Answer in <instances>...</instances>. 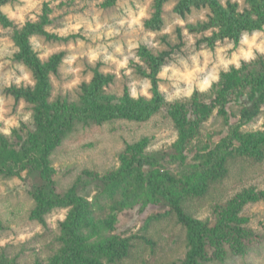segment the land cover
Masks as SVG:
<instances>
[{"label": "trees", "instance_id": "trees-1", "mask_svg": "<svg viewBox=\"0 0 264 264\" xmlns=\"http://www.w3.org/2000/svg\"><path fill=\"white\" fill-rule=\"evenodd\" d=\"M13 1L0 0V24L11 30L17 47L15 59L31 71L35 84L11 86L6 93L30 106L34 125L22 123L13 129L12 136L0 133V178L21 177L27 173L29 194L35 201L30 217L45 226L48 215L54 210H68L65 220L60 222L59 235L50 245L52 254L34 264L121 262L129 256L136 235L124 237L106 232L111 230L120 211L137 203L166 205V213L176 215L178 223L186 230L187 252L180 264L223 263L263 241L260 234L246 225L247 219L242 213L249 203L264 201V189L247 187L226 202L215 203L213 220L199 219L185 207L189 201L204 197L214 183L228 176L231 159L264 160V130L243 129V125L254 120L264 107L262 56L222 72L208 94L196 91L188 99L169 102L160 90L159 75L170 53L156 54L148 46L141 45L137 50L141 62L136 70L150 80V98L135 97L128 90L122 96L109 92L113 77L101 72L81 85L78 99L54 98L51 75L57 73L64 53L43 61L32 39L39 36L68 41L74 36L61 38L48 31V7L37 21L18 26L3 11V6ZM116 1L106 0V5ZM170 1L153 0V13L145 21L147 29L159 31L163 28L164 6ZM174 1V11L181 17L194 10L210 9L206 21L188 27L191 33L212 31L211 36L205 35L199 40L200 44L212 47L217 41L226 40L239 43L245 32L253 33L264 26V0H245L242 9L231 0ZM244 96L249 107L241 108L238 122L228 124V130L215 145L202 144L205 123L214 111L226 113L233 103L243 101ZM163 109L175 123L174 153L150 150L152 140L145 137L127 144L117 168L104 174L86 170L67 191L57 189L51 157L79 127L122 119L144 122ZM192 145L202 147L197 156L189 160L187 151ZM151 221H147L143 230ZM0 264L22 263L4 250Z\"/></svg>", "mask_w": 264, "mask_h": 264}, {"label": "rangeland", "instance_id": "rangeland-1", "mask_svg": "<svg viewBox=\"0 0 264 264\" xmlns=\"http://www.w3.org/2000/svg\"><path fill=\"white\" fill-rule=\"evenodd\" d=\"M231 1L237 2L240 9L245 5V0ZM26 2L27 0H15L6 5H11L13 10H16L17 4L23 7L26 6ZM175 5L174 0L165 4L164 26L159 31L145 27V21L153 13V0H117L113 5H106V0H41L39 11L33 9L26 15L24 22L18 18L11 19L18 26H22L27 21H33L30 18L33 15L37 17L35 20L37 21L45 7H48L46 9L50 17L48 31L61 38L74 36L68 41L47 40L39 36L32 39L33 47L43 61H48L54 54L64 53L57 73L51 75L54 98L61 96L78 99L81 85L90 82L97 72L113 77L109 92L117 96H122L127 90L132 94L135 89L137 93L135 97L150 98L151 86L148 88L149 95H145L144 90L145 84L151 85V82L139 75L136 70V65L141 62L137 53L141 45L148 46L156 54L163 51L170 53L161 72L173 66L183 72L186 70L185 62L188 68H194L196 64L192 57L205 50L211 51L212 63L205 72L197 74L190 95L187 92V81L183 77L174 75L171 70L164 77L159 75L161 92L167 101L173 102L188 99L196 91L208 94L213 85L219 81L222 72L229 71L233 66L236 67L235 64H231L225 69L220 64L218 48H227L228 44H233L234 47L227 51V58L230 59L232 53H238L240 47H247L242 44L243 37L239 43L226 40L212 47L204 43L200 44L199 40L208 32L191 33L188 27L206 21L209 11L194 10L186 17H181L174 11ZM145 6L148 14L141 22L143 26L132 25V16L138 15ZM4 13L9 17L6 11ZM201 13L204 14L205 19L200 18ZM178 18L184 21L183 25L176 23ZM77 24L80 28L74 29L73 26ZM170 25H175L173 31L166 32L165 29ZM150 33L157 35L153 37ZM248 34L252 35V33ZM132 43H136L138 47L132 48ZM118 48L120 51H117ZM16 52L17 47L11 30L0 24V101L8 102L7 106L11 108L8 116L16 117L18 121V126H14L10 134L0 131L8 136H12L13 129L20 127L22 123L30 127L34 125L30 106L24 100L16 101L12 95L6 93V89L11 86L27 87L35 84L27 81L17 83L18 78L23 75L21 66L24 70L29 71V69L15 59ZM93 52L98 53L95 62L91 60ZM109 56L114 59H109ZM259 56L264 58V54L257 52L256 57ZM73 57L77 59L73 61ZM125 57H128V64L126 67H121L120 62ZM243 62L248 60L241 59L240 66ZM203 64L204 57L201 55L200 65ZM81 65L83 66L81 71L75 72L74 69ZM214 65H219V79L213 81L208 89L201 91L200 84L207 78ZM78 76L80 83L74 84ZM69 85L73 86L69 87ZM241 99L243 101L233 103L226 113L214 111L205 123L202 144L210 142L215 145L228 130V124L238 122L241 108L249 107L247 97ZM29 113L31 115L25 119ZM261 121H264V107L254 120L243 125V129L264 130V123ZM5 127H7L5 121L0 120V129ZM145 137L152 140L150 150H166L170 154L174 153L173 145L177 140V131L166 109L144 122L122 119L105 122L102 125L79 127L77 132L67 138L51 157L57 189L60 192L67 191L86 170L104 174L117 168L120 155L127 144ZM201 147L202 145H192L187 151L188 159H194ZM229 169L228 176L214 183L204 197L185 204L189 213L202 220H213L212 208L215 203L226 202L247 187L264 189V160L251 162L240 158L231 159ZM29 187L30 179L26 172L21 177L0 178V255L5 250L10 257H17L22 264H34L38 259L46 260L52 254L50 245L59 235L60 222L65 220L68 211L54 210L47 217V226L31 219L35 201L29 194ZM167 211L166 205L151 203L146 206L137 203L117 214L111 230H106V233L120 234L124 237L136 235L132 240L133 248L129 256L117 264H180L185 259L186 230L178 223L176 215L166 213ZM242 215L247 219L246 225L260 234L263 241L251 245L242 254L229 257L223 263L211 264H264V201L249 203ZM149 219H152L150 225L143 230ZM98 236L99 234L96 238Z\"/></svg>", "mask_w": 264, "mask_h": 264}, {"label": "clouds", "instance_id": "clouds-1", "mask_svg": "<svg viewBox=\"0 0 264 264\" xmlns=\"http://www.w3.org/2000/svg\"><path fill=\"white\" fill-rule=\"evenodd\" d=\"M41 3V0H27L26 6H20L17 4L15 6L16 10H13L11 5H5L3 6V10L6 11L9 14V18H18L21 22L25 21V17L28 13L32 12L33 9H37L39 11V5ZM226 6V5H225ZM205 11H210V9H205ZM147 6L141 9L138 15L134 14L131 18V24L132 25H137L140 24L141 27L142 25V20L147 16ZM33 21L37 19L35 15L30 17ZM201 19H205L206 17L204 16L203 13H201ZM176 23L183 25L184 21L182 19H177ZM175 25H170L169 28L165 29L166 32H172L173 28ZM74 29H79L80 25H74ZM187 34V30H185ZM111 35V33H109ZM153 37L157 35V33H150ZM207 35L211 36L212 31L210 30ZM191 39V37H190ZM219 43V41H217ZM243 45H246L247 47H240L238 53L233 52L231 55V58H227V51L228 49H231L234 47L233 44H228L227 48H218L217 49V54L219 56V62L221 65L224 66L225 69L228 68L229 65L235 64L237 68L240 67V61L241 59L244 60H254L256 59V53H262L264 54V26H262L261 29L255 30L252 35H249L247 32H245L243 36ZM132 48L138 47L136 43L131 44ZM117 51H120L118 48ZM204 57V64L203 66L200 65V56ZM77 58L73 57V61H75ZM98 59V53L93 52L91 55V60L95 62ZM109 59H114V57L109 56ZM193 61H195L196 66L194 68H188L187 63L185 62V71L181 72L179 68H176L173 66L171 69L165 68L163 72L160 73L161 77H164L167 75V73L171 70L174 75H179L183 77L188 84L187 92L190 95L193 91V84L196 81V77L198 73L205 72L206 69L208 68L209 64L212 63V53L211 51L205 50L202 53H199L195 56L192 57ZM128 64V57H125V59L120 62L121 67H126ZM23 75L20 76L17 80V83L20 81H27L30 84H34L35 81L32 78V73L31 71L24 70L23 66ZM83 66L81 65L80 67H77L74 69L75 72L79 73L81 71V68ZM219 65H214L212 67L211 72L208 74L207 78L203 81L202 84H200L201 91L208 89L213 81H216L219 79ZM90 79V76H89ZM80 83V78L78 76L77 80L74 82V84H79ZM73 85H69V87H72ZM150 84H145V95H149L148 93V88L150 87ZM163 87V85H161ZM133 96H136V90L133 89ZM8 102L7 101H0V120L5 121L7 127L4 129H0V131H3L6 134H10L11 130L14 126H18V121L16 117H9L8 113L11 111V108L7 106ZM21 109H23V104H21ZM31 114L29 113L28 116H25V119H28ZM261 123H264V121H261ZM61 219H63V216H61ZM39 231V229H37ZM23 238V237H22Z\"/></svg>", "mask_w": 264, "mask_h": 264}]
</instances>
